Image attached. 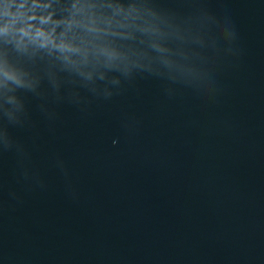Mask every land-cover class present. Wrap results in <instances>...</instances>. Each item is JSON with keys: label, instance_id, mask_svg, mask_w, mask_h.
<instances>
[{"label": "water", "instance_id": "95a60500", "mask_svg": "<svg viewBox=\"0 0 264 264\" xmlns=\"http://www.w3.org/2000/svg\"><path fill=\"white\" fill-rule=\"evenodd\" d=\"M42 18L79 51L30 43ZM6 26L0 264H264V0H0Z\"/></svg>", "mask_w": 264, "mask_h": 264}, {"label": "clouds", "instance_id": "9594fccd", "mask_svg": "<svg viewBox=\"0 0 264 264\" xmlns=\"http://www.w3.org/2000/svg\"><path fill=\"white\" fill-rule=\"evenodd\" d=\"M48 18H42L39 26L36 25H26L22 29V33L28 38L29 42L35 44L37 47L42 49L55 50L61 53L65 59H68L73 53L79 51L78 48L73 47L71 44L65 42L62 38H58L55 35V27H49ZM9 27L6 26L0 29V32H6ZM3 76L6 80L12 81L18 86H23L24 81L15 72L4 71Z\"/></svg>", "mask_w": 264, "mask_h": 264}]
</instances>
